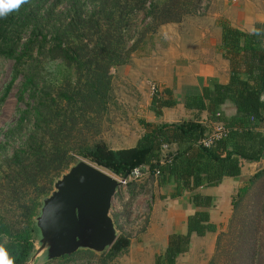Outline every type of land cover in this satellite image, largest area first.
<instances>
[{
  "label": "trees",
  "instance_id": "1",
  "mask_svg": "<svg viewBox=\"0 0 264 264\" xmlns=\"http://www.w3.org/2000/svg\"><path fill=\"white\" fill-rule=\"evenodd\" d=\"M202 1L28 0L0 18V58L12 61L0 107L19 78L18 100L24 104L0 141V247L13 264L28 261L35 246L34 218L42 198L80 159L121 177L145 167V178L126 182L128 197L113 214L119 234L111 247L99 254L78 249L52 262L111 264L127 252L131 236L119 221L128 222L136 197L154 180L158 186L174 184L171 198L189 193L198 208L187 216L185 232L168 234L155 264H176L193 233L217 230L209 211L213 198L198 189L217 186L240 175L243 163L264 159V22L255 23L253 29L261 30L255 35L217 20L230 80L186 94L184 107L195 110L194 116L174 122L140 119L142 132L130 147L112 148L101 137L103 117L114 100L111 68L128 64L161 25L196 14ZM140 13L142 25L136 19ZM166 94L152 96L156 118L175 104ZM226 102L234 106L233 114L222 108ZM202 111L208 114L205 121L199 120ZM217 123L225 135L203 146L199 140ZM230 206L205 264H264V167L237 187Z\"/></svg>",
  "mask_w": 264,
  "mask_h": 264
},
{
  "label": "crops",
  "instance_id": "2",
  "mask_svg": "<svg viewBox=\"0 0 264 264\" xmlns=\"http://www.w3.org/2000/svg\"><path fill=\"white\" fill-rule=\"evenodd\" d=\"M242 3L240 0H211L206 15L201 18L186 17L180 23H167L160 26L157 34L163 35L166 45L156 48L154 52L156 56L145 60L147 64H138V61L132 64L139 66L141 73H147L157 85L158 92L163 96L166 97V90L170 92V99L174 100L175 104L171 107H163L161 116L156 118L151 109L152 97H150L149 112L145 115L146 120L174 122L184 117H192L196 111L184 107L183 102L186 94H199L203 86L210 82L227 83L230 80L229 61L222 55L220 48L221 27L217 24V20L224 18L232 26L246 32H252L256 22H264V5L257 6L251 3L248 5L245 0ZM179 24L184 28L168 32V27ZM132 64L123 65V67L125 66L123 71L130 69L131 66L133 68ZM133 72L135 74V71ZM135 77L133 76V84L137 83L138 77ZM143 86V84H138L140 90ZM222 108L227 114L235 112V108L230 102H226ZM207 117V112L202 111L199 120L205 121ZM133 145L135 144L128 147ZM262 167H264V159L245 162L240 175L233 178L226 177L217 186L198 189L199 192L209 194L213 198L209 211L211 220L219 224L217 230L224 227L229 217L232 193L237 187L244 184L251 174ZM144 178V175L140 177V179ZM173 187V183L158 186L154 180L147 185V191L141 192L136 197L132 206L135 213H144V202L149 201L150 203L146 208L145 228L139 233L137 243L152 237L155 232L152 230L155 227V220L158 224L166 223V229H168L161 251L166 246L169 233L185 232L187 216L198 208L190 202L189 193L171 198L168 193L173 190ZM144 237L145 239H143ZM130 247L131 244L129 250ZM186 254L188 251L181 255L185 256Z\"/></svg>",
  "mask_w": 264,
  "mask_h": 264
},
{
  "label": "rangeland",
  "instance_id": "3",
  "mask_svg": "<svg viewBox=\"0 0 264 264\" xmlns=\"http://www.w3.org/2000/svg\"><path fill=\"white\" fill-rule=\"evenodd\" d=\"M242 1L243 0H240L241 3ZM245 1L248 5L250 3L257 6L264 5V0ZM210 4L211 0H203L196 14H192L187 17L201 18L202 16L206 15L208 6ZM136 19L138 25H142L143 14L140 13L136 17ZM182 28L184 27L179 24L172 25L168 27L167 30L168 32H171L173 30H181ZM157 33L151 40H149L145 45H142L136 52L133 53L132 58H134L135 60H132L131 58V63L129 62L128 64H125V66L136 63L137 61L138 64H147L145 60L151 59L156 56L154 54L156 48L166 45L163 35ZM48 66L49 65H46V70L48 69ZM50 67L53 68V66ZM124 67L123 65H121L111 68L114 100L109 106L108 113L103 117L101 127V137L106 141L108 146L113 148L128 147L129 145L136 144V139H138L142 130V126L139 123V120L146 119L145 115L149 112L148 101L150 97L154 95L152 94L149 86V82L153 81L147 75V73H141L139 71V66L133 65V68L131 66V68L126 71H123ZM133 71H135V74ZM11 72L12 61L0 58V92L2 91L3 87L9 82L11 78ZM133 76H136L135 78L138 77L136 84H133L132 82ZM21 81L22 79L19 78L14 82L4 103L0 107V141L4 139L3 133L5 129L9 125L13 124L17 119V109L24 106L23 102L18 100ZM139 83L144 85L141 90L138 87ZM82 160L95 165L87 159ZM99 168L120 181L121 176H118L107 169L101 167ZM140 177H143V175ZM127 197L128 194L126 185L120 184V186L118 187V191L115 193L111 200V207L109 211V214L114 221L117 235L119 234V230L117 229L113 214L119 212L122 209L121 201H126ZM144 205V213H135L133 208L131 207L133 213L131 218L128 219V222L124 223L123 220L119 221L120 224L123 225L124 231L131 236V251L128 249L127 252L117 257L111 264H155V256L156 254H158V252H161V246L165 243L168 229H166V223L158 224L155 220V227L154 229H152L155 232L152 237L148 238V240H144L143 242L140 241L137 243L139 233L141 232L140 230L146 223L147 216L145 213L146 208L148 207V205H150L149 201H145ZM219 230L209 231L204 235L193 233L191 235L189 243L188 254H186L185 256L179 255L176 264H205L213 252L216 234L217 232H219ZM143 239H145V237ZM41 240L42 239L40 237V233L39 231H37L34 241L37 248L40 247ZM54 259L55 258L48 259V257L46 256V252L42 251L36 258H33V260L28 259L25 264H60L59 262H52V260ZM64 264L81 263L79 261H76L71 263L64 262ZM86 264H96V260H92L91 262H88Z\"/></svg>",
  "mask_w": 264,
  "mask_h": 264
},
{
  "label": "water",
  "instance_id": "4",
  "mask_svg": "<svg viewBox=\"0 0 264 264\" xmlns=\"http://www.w3.org/2000/svg\"><path fill=\"white\" fill-rule=\"evenodd\" d=\"M128 175L126 172L122 180ZM120 184L85 160L70 165L55 180L50 194L42 198L34 218L42 240L40 247L34 246L29 259L42 251L53 259L78 249L102 253L111 247L118 235L109 211Z\"/></svg>",
  "mask_w": 264,
  "mask_h": 264
},
{
  "label": "built area",
  "instance_id": "5",
  "mask_svg": "<svg viewBox=\"0 0 264 264\" xmlns=\"http://www.w3.org/2000/svg\"><path fill=\"white\" fill-rule=\"evenodd\" d=\"M149 86L151 89L152 94L158 93V89L156 87V84L153 82H149ZM226 133V129L221 124H213L211 132L205 136L204 138L199 140V143H201L203 146L208 147L215 139H219L222 136H224ZM145 171V167H136L134 168L131 173H129L128 177L126 179L122 180V177L120 178L121 184L126 185V182L129 179H136L143 175ZM158 174V171L155 172V175ZM118 191V188H117ZM116 191V192H117Z\"/></svg>",
  "mask_w": 264,
  "mask_h": 264
},
{
  "label": "clouds",
  "instance_id": "6",
  "mask_svg": "<svg viewBox=\"0 0 264 264\" xmlns=\"http://www.w3.org/2000/svg\"><path fill=\"white\" fill-rule=\"evenodd\" d=\"M28 0H0V18L6 17L13 11H18L19 8L27 3ZM252 34L260 35V29H253ZM0 264H13L12 260L7 258L6 252L0 247Z\"/></svg>",
  "mask_w": 264,
  "mask_h": 264
}]
</instances>
